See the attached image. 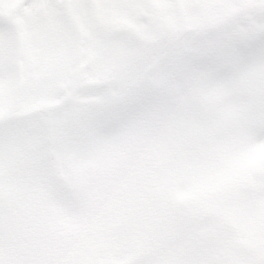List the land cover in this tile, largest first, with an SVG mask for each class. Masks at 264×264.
<instances>
[{"label": "snow or ice", "instance_id": "obj_1", "mask_svg": "<svg viewBox=\"0 0 264 264\" xmlns=\"http://www.w3.org/2000/svg\"><path fill=\"white\" fill-rule=\"evenodd\" d=\"M134 134L163 142L174 169L214 182L264 146V0H0V264H38L16 244L39 196L74 220L90 190L77 165ZM194 233L207 209L176 205ZM264 200V162L212 193ZM211 227L220 231L217 218ZM232 261L264 264V244ZM118 264H160L127 250Z\"/></svg>", "mask_w": 264, "mask_h": 264}, {"label": "rangeland", "instance_id": "obj_2", "mask_svg": "<svg viewBox=\"0 0 264 264\" xmlns=\"http://www.w3.org/2000/svg\"><path fill=\"white\" fill-rule=\"evenodd\" d=\"M123 144L122 152L116 145L76 166L90 190L79 218L70 220L33 197L17 246L38 264H118L127 250L155 251L160 264H194L234 260L238 249L225 236L240 248L264 244V200L224 205L210 200L212 193L264 162V146H257L232 174L209 182L197 178L190 164L178 162L181 166L174 169L156 136L132 135ZM176 171L193 179L176 190L175 204L191 203L210 212L201 221L208 226L195 233L173 213L164 195L179 183ZM217 218L220 231L211 227Z\"/></svg>", "mask_w": 264, "mask_h": 264}]
</instances>
